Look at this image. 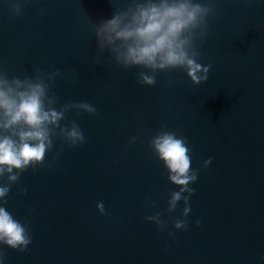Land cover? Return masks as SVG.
<instances>
[{"label": "water", "instance_id": "obj_1", "mask_svg": "<svg viewBox=\"0 0 264 264\" xmlns=\"http://www.w3.org/2000/svg\"><path fill=\"white\" fill-rule=\"evenodd\" d=\"M197 2L215 13L197 41L208 80L193 85L175 70L141 86L142 69L107 52L95 63L92 25L111 18V0H0V71L23 79L59 70L48 81L54 107L85 101L99 114L67 112L61 124L75 120L85 143L55 137L45 164L11 186L3 206L32 239L23 252L0 245L3 264H264V0ZM162 130L186 138L198 169L187 217L183 201L167 212L179 189L149 148ZM156 212L167 230L145 220ZM177 218L187 230L173 227Z\"/></svg>", "mask_w": 264, "mask_h": 264}, {"label": "clouds", "instance_id": "obj_2", "mask_svg": "<svg viewBox=\"0 0 264 264\" xmlns=\"http://www.w3.org/2000/svg\"><path fill=\"white\" fill-rule=\"evenodd\" d=\"M111 0L113 14L109 19L93 23L92 31L96 42V64L104 63L103 54L108 53L116 65L124 69L140 68L137 83L141 86H154L158 72L182 70L193 85H201L208 80L211 65L198 63L200 51L197 41H203L208 35V19L214 15L211 4H202L197 0ZM12 10L20 14L19 4H12ZM62 73L45 74L36 69L34 76L9 75L0 71V245L13 250L25 251L31 243L27 227L15 219L4 207L11 186L17 184L20 176L29 167L45 164V157L54 146L58 137L69 147L83 145L85 136L80 125L73 120L62 125L66 113L75 110L98 116L97 109L90 103L68 102L54 107L59 97L50 95L48 81H54ZM169 83H175L170 81ZM163 127V126H162ZM129 138V145L136 142ZM153 155L163 163L168 180L178 187L170 193L168 213L177 210L183 201L182 217L191 211L190 198L195 189L190 187L198 179V169L192 168L186 138L178 137L172 131L162 130L149 141ZM211 164V157L204 161V167ZM21 195L27 194L26 188L20 189ZM146 206H153L146 201ZM97 210L106 214L102 202ZM155 223L159 230L165 231L168 222L161 213L145 217ZM201 221L197 220V227ZM176 230H187L186 219L177 218L173 222ZM169 236L173 235L168 232ZM4 253L0 250V264Z\"/></svg>", "mask_w": 264, "mask_h": 264}]
</instances>
